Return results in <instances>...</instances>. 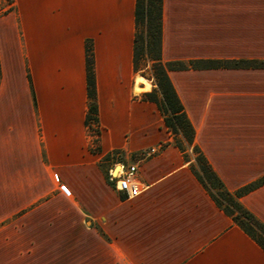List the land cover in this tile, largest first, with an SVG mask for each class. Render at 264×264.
<instances>
[{
  "label": "crops",
  "instance_id": "obj_1",
  "mask_svg": "<svg viewBox=\"0 0 264 264\" xmlns=\"http://www.w3.org/2000/svg\"><path fill=\"white\" fill-rule=\"evenodd\" d=\"M134 2L12 0L0 15V264H264L143 97L154 84L133 69ZM161 57L264 59V0H162ZM167 74L225 187L261 177L264 67ZM116 162L137 165L135 197L107 181ZM240 201L264 223V184Z\"/></svg>",
  "mask_w": 264,
  "mask_h": 264
},
{
  "label": "trees",
  "instance_id": "obj_2",
  "mask_svg": "<svg viewBox=\"0 0 264 264\" xmlns=\"http://www.w3.org/2000/svg\"><path fill=\"white\" fill-rule=\"evenodd\" d=\"M161 34L162 0H135L133 69L135 72L147 74L155 84L151 91L143 93V97L157 105L164 125L172 136L173 145L182 152L186 161H190L189 168L217 207L264 250V223L240 201L241 196L264 184V174L234 190L225 187L195 143L194 127L167 74L168 70L190 68L264 67V59L195 58L164 61L161 57ZM145 67L149 69L147 72L144 71ZM85 70L88 98L85 124H87L90 121L97 122L93 51L89 39L85 41ZM31 95L35 104L32 87ZM188 149L192 155L187 153Z\"/></svg>",
  "mask_w": 264,
  "mask_h": 264
},
{
  "label": "built area",
  "instance_id": "obj_3",
  "mask_svg": "<svg viewBox=\"0 0 264 264\" xmlns=\"http://www.w3.org/2000/svg\"><path fill=\"white\" fill-rule=\"evenodd\" d=\"M154 152H156L155 148L147 151V153ZM106 179L116 191L121 192L127 198L135 197L146 187L138 179L135 163H111L106 170ZM59 189L64 193H69L68 187L64 184H60Z\"/></svg>",
  "mask_w": 264,
  "mask_h": 264
},
{
  "label": "rangeland",
  "instance_id": "obj_4",
  "mask_svg": "<svg viewBox=\"0 0 264 264\" xmlns=\"http://www.w3.org/2000/svg\"><path fill=\"white\" fill-rule=\"evenodd\" d=\"M10 1L11 0H0V15L3 14V13H5L7 10L10 9V7H8V3ZM148 70H149L148 67H145V70L144 71L147 72ZM138 73L141 74V75H143L147 79L152 80V78H150L147 74H142L140 71ZM152 82H153V80H152ZM154 87H155V84H154ZM87 126H88V128H89L90 131H94L95 129H97L96 122H93V121L88 122L87 123ZM92 145H93V148H95V145L94 144H92ZM187 153L189 155H192L190 149L187 150Z\"/></svg>",
  "mask_w": 264,
  "mask_h": 264
},
{
  "label": "bare ground",
  "instance_id": "obj_5",
  "mask_svg": "<svg viewBox=\"0 0 264 264\" xmlns=\"http://www.w3.org/2000/svg\"><path fill=\"white\" fill-rule=\"evenodd\" d=\"M139 78L145 83V87H148L149 82H148V80L146 79V77H144V76H139Z\"/></svg>",
  "mask_w": 264,
  "mask_h": 264
}]
</instances>
